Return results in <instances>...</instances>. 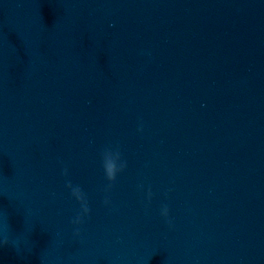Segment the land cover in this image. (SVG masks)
Wrapping results in <instances>:
<instances>
[{"label":"clouds","instance_id":"9594fccd","mask_svg":"<svg viewBox=\"0 0 264 264\" xmlns=\"http://www.w3.org/2000/svg\"><path fill=\"white\" fill-rule=\"evenodd\" d=\"M136 131L141 135H143L145 131V125L142 117L138 118ZM99 158L103 176L107 181L103 188L105 196L102 203L105 207L112 211L114 209L112 208L110 193L118 181V177L128 169V160L125 158L122 148L118 142L108 143L102 146L99 150ZM61 175L65 178L64 186L68 190L69 196L78 205L76 212L70 219V224L73 228V237L79 238L81 236L82 226L85 224L87 219L90 218L92 209L87 193L84 191L81 185L73 183L69 177L68 168L66 166L62 167ZM144 188L145 184L143 182L137 184L138 190H143ZM146 195L147 203L145 204V210L147 212L153 196L152 187L150 184L147 185ZM165 197H167V192L165 193ZM159 215L164 219L165 223L169 227L172 226V220L170 219V207L168 204L161 205ZM9 243L10 238L7 234H5L3 239H0V246H8Z\"/></svg>","mask_w":264,"mask_h":264}]
</instances>
